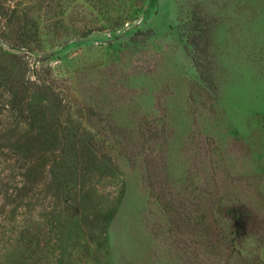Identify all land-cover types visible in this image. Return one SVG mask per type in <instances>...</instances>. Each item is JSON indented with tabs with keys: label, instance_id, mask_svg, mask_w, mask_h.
<instances>
[{
	"label": "rangeland",
	"instance_id": "374dc122",
	"mask_svg": "<svg viewBox=\"0 0 264 264\" xmlns=\"http://www.w3.org/2000/svg\"><path fill=\"white\" fill-rule=\"evenodd\" d=\"M0 264H264V0H0Z\"/></svg>",
	"mask_w": 264,
	"mask_h": 264
}]
</instances>
